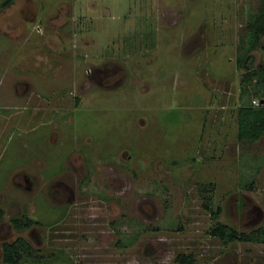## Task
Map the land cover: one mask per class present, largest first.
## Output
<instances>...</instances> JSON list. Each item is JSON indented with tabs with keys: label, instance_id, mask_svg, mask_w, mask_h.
I'll use <instances>...</instances> for the list:
<instances>
[{
	"label": "rangeland",
	"instance_id": "1",
	"mask_svg": "<svg viewBox=\"0 0 264 264\" xmlns=\"http://www.w3.org/2000/svg\"><path fill=\"white\" fill-rule=\"evenodd\" d=\"M262 2L0 0V264L17 237L19 264H264L210 234L264 226L236 67Z\"/></svg>",
	"mask_w": 264,
	"mask_h": 264
},
{
	"label": "trees",
	"instance_id": "2",
	"mask_svg": "<svg viewBox=\"0 0 264 264\" xmlns=\"http://www.w3.org/2000/svg\"><path fill=\"white\" fill-rule=\"evenodd\" d=\"M9 3L8 1L6 4ZM264 2L258 11L249 15L244 31V38L238 44L239 54L236 59V67L245 69L240 79V97L242 101L237 109V138L240 141H258L264 134V58L263 63L257 69L250 68L254 60L251 53L254 49L260 48L264 53ZM251 99H258L257 105L251 103ZM247 100L248 102H246ZM212 186V185H211ZM208 210L210 206L204 203ZM216 212H220L218 208ZM2 210L0 209V216ZM13 225L16 229L27 228L31 224L13 218ZM264 227V226H262ZM262 227L249 232H238L228 224L217 223L210 230V234L218 237L224 244L230 241H263L257 236ZM260 236V235H259ZM29 244L22 238H17L13 243H4L2 246V260L7 264H19L21 251H26ZM177 259L184 264H194L192 258L186 254H178Z\"/></svg>",
	"mask_w": 264,
	"mask_h": 264
},
{
	"label": "flooded vegetation",
	"instance_id": "3",
	"mask_svg": "<svg viewBox=\"0 0 264 264\" xmlns=\"http://www.w3.org/2000/svg\"><path fill=\"white\" fill-rule=\"evenodd\" d=\"M13 227H14V225H13ZM15 228V227H14ZM26 229V228H25ZM18 238V237H17ZM17 238H14L12 241H4L3 243H2V246H3V244L4 243H13ZM1 250H2V247H1ZM7 264V263H6Z\"/></svg>",
	"mask_w": 264,
	"mask_h": 264
}]
</instances>
